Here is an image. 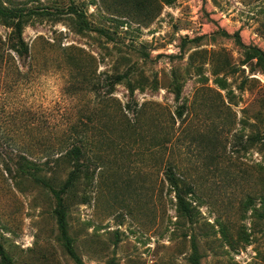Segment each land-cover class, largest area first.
<instances>
[{
    "label": "rangeland",
    "instance_id": "374dc122",
    "mask_svg": "<svg viewBox=\"0 0 264 264\" xmlns=\"http://www.w3.org/2000/svg\"><path fill=\"white\" fill-rule=\"evenodd\" d=\"M0 3L60 12L23 23L25 61L0 21V244L11 264H264V0ZM70 4L104 35L62 14ZM73 145L82 172L64 205L77 263L52 194L11 162L50 159L42 174L58 188L72 165L53 158ZM168 167L189 186L192 220Z\"/></svg>",
    "mask_w": 264,
    "mask_h": 264
},
{
    "label": "trees",
    "instance_id": "16d2710c",
    "mask_svg": "<svg viewBox=\"0 0 264 264\" xmlns=\"http://www.w3.org/2000/svg\"><path fill=\"white\" fill-rule=\"evenodd\" d=\"M69 2L71 0H68ZM120 6L124 8H128L129 5L135 0H113ZM138 10L141 16L147 17L150 15L151 11L153 12V7L149 8V6H138ZM60 14L58 11L50 12L46 9H31L27 10L25 8H8L4 7L0 3V21L8 23L11 25L13 29L12 33L6 40L7 49L10 52H13L20 60H26L29 56V48L27 44L24 42L22 38V26L23 23L33 17H51L56 14ZM65 15L72 16L79 29L84 31H95L100 35H104V32L101 30H93L88 22L86 21L83 13L79 12L74 8L72 4H70L66 10L62 13ZM259 58L262 60V54L257 52ZM264 65V63H263ZM125 78V76H118L113 80H110V85L115 84L118 81H121ZM180 115V114H179ZM82 149L80 146L73 145L72 148L66 150L63 155L58 156L57 158H53L52 164L58 167L59 163H71L72 169L68 173L66 180L63 181L58 188H55V184H53L52 179L48 178L47 175L42 174V171L45 166L50 165V159H47L43 164H37L34 161H31L24 154H16L13 158L12 166L15 168L14 174H18L19 176H24L29 179L31 182L39 185L41 187L47 188L52 194L55 201V209L54 215L56 218L57 227L61 236L64 238V245L67 253L74 258V261L77 263L79 261L78 257H75L73 254V249L70 244V240L67 236L66 232V208L64 205V196L68 194L70 189L73 188L75 183L78 181L81 175V167L78 165L80 159L82 158ZM77 165V166H76ZM11 170L8 169V172ZM165 179L169 183L170 187L173 189V193L175 195V199L177 202V210L180 215L185 216L186 218L192 220L194 217V208L190 203H188L183 195L184 190L187 185H185L182 180L177 178L176 173L171 167H168L165 173ZM189 187V186H187ZM194 251H196L194 247ZM196 255V254H195ZM194 255L195 260H193V264H197L196 256ZM0 261L1 264H11L7 254L0 244Z\"/></svg>",
    "mask_w": 264,
    "mask_h": 264
}]
</instances>
